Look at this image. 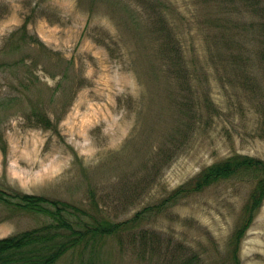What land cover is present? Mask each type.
I'll return each mask as SVG.
<instances>
[{
    "label": "rangeland",
    "instance_id": "1",
    "mask_svg": "<svg viewBox=\"0 0 264 264\" xmlns=\"http://www.w3.org/2000/svg\"><path fill=\"white\" fill-rule=\"evenodd\" d=\"M0 138V187L86 208L93 193L114 220L231 154L264 160V0H0ZM253 184L220 180L153 212L140 228L159 248L110 237L103 264H232ZM48 220L0 202V237ZM79 249L55 264H80ZM239 264H264V201Z\"/></svg>",
    "mask_w": 264,
    "mask_h": 264
},
{
    "label": "trees",
    "instance_id": "2",
    "mask_svg": "<svg viewBox=\"0 0 264 264\" xmlns=\"http://www.w3.org/2000/svg\"><path fill=\"white\" fill-rule=\"evenodd\" d=\"M27 25H24V27ZM250 72V83L254 80ZM255 83H257L255 81ZM180 104H189L191 98ZM210 104V101H208ZM37 125L56 128L49 114L41 109L34 110ZM1 142H4L0 138ZM3 150L7 149L5 142ZM232 177L253 181V188L244 205L242 219L230 239L229 259L239 264V248L246 230L264 201V160L240 153L231 154L205 166L197 175L176 187L158 204L147 205L122 220L104 215V210L93 193H90V208L60 198L0 187V202L12 211L42 214L49 220L39 226L0 237V264H55L69 250L80 248V264H103L102 253L106 241L116 237L124 245L127 236L139 253L158 249L159 236L148 228H140L150 215L178 199L201 192L216 182ZM140 230L136 231V228ZM172 259L184 244L177 242ZM169 252V249H167ZM184 252V250L180 251ZM87 256H84L87 254ZM181 264H203L195 252L182 260Z\"/></svg>",
    "mask_w": 264,
    "mask_h": 264
}]
</instances>
